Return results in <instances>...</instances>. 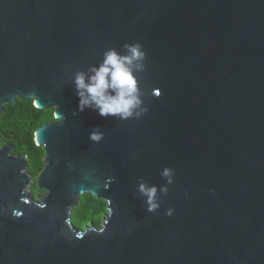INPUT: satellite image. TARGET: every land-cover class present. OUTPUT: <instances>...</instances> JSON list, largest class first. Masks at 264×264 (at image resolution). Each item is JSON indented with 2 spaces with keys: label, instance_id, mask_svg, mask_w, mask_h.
<instances>
[{
  "label": "water",
  "instance_id": "95a60500",
  "mask_svg": "<svg viewBox=\"0 0 264 264\" xmlns=\"http://www.w3.org/2000/svg\"><path fill=\"white\" fill-rule=\"evenodd\" d=\"M136 44L134 115L80 111L76 75ZM18 99L57 121L37 199L0 147V264H264V0H0V117ZM85 194L103 232L72 223Z\"/></svg>",
  "mask_w": 264,
  "mask_h": 264
},
{
  "label": "clouds",
  "instance_id": "9594fccd",
  "mask_svg": "<svg viewBox=\"0 0 264 264\" xmlns=\"http://www.w3.org/2000/svg\"><path fill=\"white\" fill-rule=\"evenodd\" d=\"M130 55L121 56L114 49L104 53L103 62L99 67L91 69L93 73L90 77L84 73H78L75 78V85L79 99V109L84 111L86 108H92L99 116L119 117L127 120L134 115V110L139 108L142 101L138 89V80L134 75V62L142 61L146 53L141 50V45H125ZM141 65L136 64V68ZM154 94L158 97L161 93L155 90ZM146 111V110H145ZM93 141L99 142L102 139L101 134H91ZM164 176H170V170L165 169ZM143 184L141 191H144ZM156 188L149 191L151 197H155ZM44 205H41L43 207ZM157 205L150 202L149 211H154ZM20 216L19 212L15 213ZM103 232V227L99 228ZM82 238V237H81Z\"/></svg>",
  "mask_w": 264,
  "mask_h": 264
},
{
  "label": "trees",
  "instance_id": "16d2710c",
  "mask_svg": "<svg viewBox=\"0 0 264 264\" xmlns=\"http://www.w3.org/2000/svg\"><path fill=\"white\" fill-rule=\"evenodd\" d=\"M55 109L41 110L33 100L18 99L13 106L6 105L0 117V147L13 146L16 155L29 158L28 173L33 179L30 189L37 188V179L45 167V151L35 141L36 132L45 124L56 122ZM40 193H45L39 189ZM107 214V203L90 194L80 198V204L73 210L72 223L79 230L87 224L99 227Z\"/></svg>",
  "mask_w": 264,
  "mask_h": 264
},
{
  "label": "rangeland",
  "instance_id": "374dc122",
  "mask_svg": "<svg viewBox=\"0 0 264 264\" xmlns=\"http://www.w3.org/2000/svg\"><path fill=\"white\" fill-rule=\"evenodd\" d=\"M31 185H32V184H31ZM29 191L33 194V196H34L35 199H37L36 194H37V195H41V196L45 194V193H44V194H43V193H40L38 187H37L36 189H30V187H29ZM106 215H107V214H106ZM106 215L104 216V218H106ZM102 222H103V221H102ZM90 225H91V224H89V225L87 224L86 227H90ZM101 225H102V224H101ZM101 225H100L99 227H97V228H100ZM86 227H85V228H86ZM85 228H84V229H85Z\"/></svg>",
  "mask_w": 264,
  "mask_h": 264
}]
</instances>
